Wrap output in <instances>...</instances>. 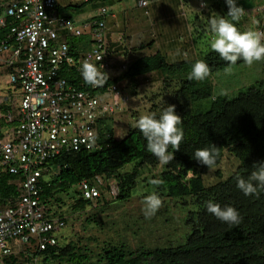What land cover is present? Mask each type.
<instances>
[{
	"label": "trees",
	"instance_id": "16d2710c",
	"mask_svg": "<svg viewBox=\"0 0 264 264\" xmlns=\"http://www.w3.org/2000/svg\"><path fill=\"white\" fill-rule=\"evenodd\" d=\"M97 1L71 2L65 7L58 5V10L65 15L66 11L81 9ZM118 1L121 0L100 2L111 6ZM213 6L217 8L214 11L220 10L219 4L214 3ZM242 17H245L242 20L246 19L245 14ZM6 30L0 29V39ZM85 42L87 48L90 43L87 38L69 41L77 47H84ZM153 44L154 39L140 40L130 48V52L135 55L144 49L151 50ZM167 58L161 50L138 55L114 82L124 79L125 84L136 93L140 78L155 73L162 79V90L168 97L165 102L153 104L150 115L158 118L168 105H175L176 113L182 117L180 127L184 139L180 150L169 146L168 152L174 154V159L169 164H163L158 180L163 181L159 185L161 195L188 197L197 207L190 219L192 229L186 241L178 245L139 246L135 249L129 248L125 242H105L100 248H95L79 239L62 243L56 234L54 246H48L41 252H30L31 256L37 257L38 264H264V190H258L259 195L246 196L236 186V178L247 179L254 170V163H264V90L249 85L231 95H220L221 90L216 92L213 76L224 70L227 62L212 50L195 54L191 59L185 57L170 62ZM197 60L205 61L212 70L203 81L188 79ZM242 63V60L237 62ZM8 107L6 103L0 105L2 129L15 125L7 118ZM98 136L99 148L60 153L47 161V170L39 179L41 201L47 214L62 219L64 226L67 222L64 208L72 212H84L89 208L105 212L113 203H123L132 197L140 175L137 168L142 165L156 167L160 163L147 151L146 139L136 127L129 128L123 137L117 138L113 118L107 117L98 126ZM213 146L220 152L215 166L220 163L225 151L235 156L239 164L225 180L206 185L202 174L208 168L200 164L193 153L197 149ZM130 163L135 164L130 170H123ZM96 176L101 181L115 180V195L108 184L106 186L112 195L110 200L103 194V184H97L98 197L92 200L83 198L79 182H93ZM19 178L6 169H0V204L18 194ZM209 202L222 208L232 206L237 209L240 224L230 225L209 213ZM94 218L93 215L88 216L87 224H93ZM26 259L27 255L21 251L8 256L7 264H23Z\"/></svg>",
	"mask_w": 264,
	"mask_h": 264
},
{
	"label": "built area",
	"instance_id": "2783aa9c",
	"mask_svg": "<svg viewBox=\"0 0 264 264\" xmlns=\"http://www.w3.org/2000/svg\"><path fill=\"white\" fill-rule=\"evenodd\" d=\"M146 5L140 0L139 6ZM109 17L114 14L100 8L77 21L62 14L56 0H0V29H7L0 39V77H6L0 105L8 104L7 118L15 122L0 126V169L20 177L18 194L0 204V264L21 251L28 258L23 264H38L30 252L56 244L64 222L50 217L41 201L39 179L47 161L62 152L99 148L100 122L129 100L118 84H107L114 62ZM83 38L90 42L87 48L69 43ZM84 60L108 74L103 86L84 82ZM126 69V63L118 66L119 73ZM89 135L96 137L92 147L85 143ZM97 184L99 176L80 181L83 198L98 197Z\"/></svg>",
	"mask_w": 264,
	"mask_h": 264
},
{
	"label": "rangeland",
	"instance_id": "374dc122",
	"mask_svg": "<svg viewBox=\"0 0 264 264\" xmlns=\"http://www.w3.org/2000/svg\"><path fill=\"white\" fill-rule=\"evenodd\" d=\"M236 3L244 10H258L264 6V0H236ZM174 4L177 5L175 11L172 10ZM213 4V0H149L147 7L149 14L146 15L144 9L138 6L137 0H121L111 6L108 5V9L114 13H120V18L121 14H124L125 30L115 32V37L124 33L132 42L154 39L151 50L139 51L135 55L128 54L127 60L129 62L138 55L154 53L159 49L157 47L160 43L173 40L172 44L166 46L168 49L163 48L161 50L162 53H169L167 60L171 62L184 59V56L175 50L180 44L177 43V37H180L181 42H183L184 37L190 36L188 41L193 48L189 56L190 59L195 54L201 55L211 51L212 33L208 20L213 16H225L227 14L225 0L216 1L220 10L214 11L217 8ZM95 12L96 10L87 4L81 9V12L72 11L70 13L76 20H80L92 16ZM243 18L245 17L234 22L237 23L241 31L256 30L255 20L248 17L242 20ZM187 28L191 35H189ZM262 28L264 30V24ZM126 45L129 46L127 43ZM232 69L231 75H226L224 69L213 76L216 92L226 90L227 94L231 95L249 85L264 90V61L255 62L252 66H247L244 63L236 64L232 66ZM1 81L5 82L6 77H0ZM139 82L140 85L136 93L125 84V81L119 83L121 88L127 89L129 101L121 111L113 115V125L117 138L123 137L129 128L135 127L141 115H150L149 111L153 104L165 102L168 97L162 90V79L155 73L140 78ZM3 87L0 85V95L3 92ZM134 164H127L123 170H130ZM238 164V159L225 151L224 157L215 166V170L209 171L208 169L202 174L204 183L208 185L215 181L225 180L236 170ZM137 169H139L140 175L132 197L128 201L113 203L105 212H100L94 208H89L84 212H72L70 209L64 208V217L67 222L66 226L57 232L58 239L62 243L79 239L84 243L89 242L95 248H100L105 242H125L131 249L139 246L155 248L184 243L192 229L190 219L192 213L197 210L195 203H191L188 197L175 198L160 194L159 185H154L151 181L158 180L163 164L159 163L156 167L150 168L142 165ZM102 184L104 187L103 194L105 198L110 200L112 195L106 186L108 184L111 189V187L116 186V182L109 179L108 181L102 180ZM153 192L161 198L162 207L151 218H146L143 212V201L147 195ZM99 207L98 205L97 208ZM91 215L95 217V221L88 225L86 219Z\"/></svg>",
	"mask_w": 264,
	"mask_h": 264
},
{
	"label": "clouds",
	"instance_id": "9594fccd",
	"mask_svg": "<svg viewBox=\"0 0 264 264\" xmlns=\"http://www.w3.org/2000/svg\"><path fill=\"white\" fill-rule=\"evenodd\" d=\"M88 1L89 0H77L76 2ZM137 1L139 6L140 0ZM145 1L147 2V5L145 7H139L144 9V14L148 15L149 12L147 7L149 0ZM213 1L214 3H216V1L218 2L220 0ZM225 2L228 6L227 14L225 16H213L209 20L210 31L212 33L210 48L212 51L218 54L221 60L227 62L225 74L231 75L233 71L232 66L236 65L239 60H242L247 66H252L255 62L264 61V30L262 28L264 24V6H262L261 9L258 10L249 9V11L246 9V11L243 7L237 6L236 0H225ZM203 4L205 5L204 2ZM100 8H107V10L112 13L110 9H108V5L102 6ZM100 8L97 9V12ZM247 12H253L254 16H252V18H254L255 20L254 22L256 23V30L247 29L241 31L238 28L237 23H234L238 22L244 14L246 15ZM114 17H109L108 20ZM86 44L87 43L85 42L84 47H86ZM110 49L114 59L112 66L113 71L111 73L112 76L110 77V79L108 77V74L105 71H101L96 64L92 63L89 60H84L81 65V75L86 84L93 87L103 86L107 79H109L107 84L115 83L120 87L119 83H123L125 81L124 79H122L119 82H114V79L121 77L122 74L127 71L130 63L127 60V56L128 54L132 53L129 51H124L123 54H120L116 50H114L111 43ZM122 63L127 64V69L119 73L118 66ZM211 71L212 70L209 64H207L203 60H197L192 66L188 79L203 81L210 76ZM121 89L123 91L127 90H125L124 88ZM219 94L227 95V91L221 90ZM113 115L107 117L113 118ZM104 119L105 118H103L102 121ZM181 124L182 117L176 113L175 105H168L162 111L158 118L155 115H141L136 122L135 127L142 133L143 137L146 139L147 151L155 156L158 162H160L161 164H169V162L174 159V154H170L168 152L169 146H171L173 150L179 151L180 145L184 139V132L180 127ZM95 142L96 137L93 135H89L85 140V143L89 147L94 146ZM219 156L220 152L215 146H213L212 148L197 149L193 153V157L200 164L207 166L209 171L215 170V165ZM253 169L254 170L249 174L247 179L241 177L236 178L237 188L241 190L246 196L259 195L258 190H264V163H254ZM151 183L154 185H160L163 183V181L153 180L151 181ZM114 188L117 193L116 186H114ZM162 203L163 202L161 198L155 192L147 195L143 201V212L145 217L151 218V216L155 215V213L162 207ZM207 211L213 214L219 220L230 225H239L241 222L239 212L232 206H226L222 208L217 203L209 202L207 204Z\"/></svg>",
	"mask_w": 264,
	"mask_h": 264
},
{
	"label": "crops",
	"instance_id": "0c3cea01",
	"mask_svg": "<svg viewBox=\"0 0 264 264\" xmlns=\"http://www.w3.org/2000/svg\"><path fill=\"white\" fill-rule=\"evenodd\" d=\"M56 1H57V4L59 6L65 7L66 5H69L71 2L74 3L77 0H56ZM100 1L101 0H98L97 2H93V3H88V4H90V6H91V8L93 10H96L95 14L97 13V9L98 8H100L102 6H105V4L103 2H100ZM166 7H169V6H166ZM176 8H177V5L174 4L172 10L175 11ZM81 9H72L70 11H66L65 15H67L68 17L76 20L74 17H72V14L70 12L75 11V12L79 13V12H81ZM112 13H114V12H112ZM95 14H93L92 16H94ZM114 15H115L114 18H110L108 20V26H107V27H109V35H108V37H109L110 43L112 44L114 50H116L120 54H123L124 51H129L130 52L129 49L131 47L133 48L135 46L136 42H138V41H133L132 42L129 39L128 35L127 34H124V33H122V35L121 36H118V37H115L114 36L115 32H117V31H120L121 32V31H124L125 30L124 14H121V18H120V13H114ZM92 16L85 17V18H82V19L77 20V21H83V20H86L87 18H90ZM252 16H254L253 12H250V13L247 12L246 13V17H248L249 19H253L254 20V18H252ZM177 29H178V27H177ZM187 30L189 32V35H191L190 30L188 28H187ZM189 38H190V36H186V37H184V41L181 42L180 37H177V43L179 42L180 44H179V46H177V48L175 50H178V52L181 53L184 56V58L185 57H189L190 54L192 53V50H193L192 46L190 45V43L188 41ZM126 43L129 46H127ZM130 43H132V44H130ZM172 43H173V40L172 41L168 40V42L165 41L162 44L160 43L159 44V47H157L159 49H157V50H163V48L168 49L166 46L167 45H170ZM145 51L147 52V49L141 50V52H145ZM172 51H173V49H172ZM168 52H169V50H168ZM116 55H118V54H116ZM166 56L168 57L169 56V53H166ZM0 85H2V84L0 83Z\"/></svg>",
	"mask_w": 264,
	"mask_h": 264
}]
</instances>
